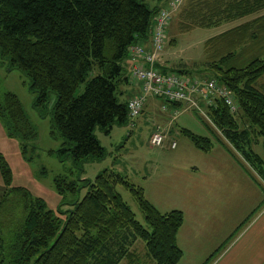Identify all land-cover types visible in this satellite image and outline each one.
Segmentation results:
<instances>
[{
  "label": "trees",
  "instance_id": "16d2710c",
  "mask_svg": "<svg viewBox=\"0 0 264 264\" xmlns=\"http://www.w3.org/2000/svg\"><path fill=\"white\" fill-rule=\"evenodd\" d=\"M168 1L0 0V57L28 77L36 94L34 107L45 108L51 93L55 94L52 124L63 141L61 152L75 165L104 159L106 149L95 134L97 129L109 134L113 126L129 123L130 77L125 66L129 47L150 41L153 19ZM263 10L264 0H185L176 23L179 31L188 32ZM203 47L201 62L159 65L160 71L190 78L193 72L200 73L194 78L216 80L233 93L239 108L236 114L218 98L203 105L208 123L192 112L211 132L214 126L220 140L264 179V82H259L264 75V13L205 40ZM82 83V93L75 95ZM166 104L184 108L179 102ZM0 119L24 155L36 131L12 92L0 99ZM179 132L202 152L213 147L209 137L181 127ZM258 137L262 156L253 148ZM0 174L6 187L0 198V264H141L132 249L137 241L155 264H177L183 256L177 242L183 212H160L142 187L112 168L80 183L54 179L61 195L86 190L64 211L63 221L25 188L10 187L11 169L1 155ZM120 186L137 202L147 228L123 200ZM12 194L20 198L22 208L14 222L4 224L1 214Z\"/></svg>",
  "mask_w": 264,
  "mask_h": 264
},
{
  "label": "rangeland",
  "instance_id": "374dc122",
  "mask_svg": "<svg viewBox=\"0 0 264 264\" xmlns=\"http://www.w3.org/2000/svg\"><path fill=\"white\" fill-rule=\"evenodd\" d=\"M184 2L185 0L182 1L178 10L173 14L168 25L167 42L162 53L163 64L167 67L179 63L191 66L194 62H201L205 56L203 47L205 40L264 13L263 10L260 13L223 23L216 27H196L191 31L181 32L176 22L177 15ZM150 5H156V3L150 2ZM172 41L173 44H171ZM197 75H200V73L195 74L193 72V77H197ZM259 82H264V75ZM83 89L84 83L80 84L75 95H80ZM6 92H12L18 97L25 115L36 131L35 139L27 142V151L23 155L19 141L8 136L4 123L0 119V155L4 157L11 169L12 181L10 187L25 188L33 198L42 199L46 208L54 211L62 221L66 217L64 211L71 207L70 203L74 200H80L85 195L86 190L83 188L76 194L66 193L61 195L56 190L54 179L64 178L66 181L74 180L80 183L83 179L93 180L98 173L110 168L127 176L134 185L145 189L144 193L146 191L148 197L160 212L182 207L178 192L179 182L182 178L181 174L191 172L192 166L190 165L194 162V154L197 153L198 149L177 130L180 128L179 125L182 124L195 133L208 136L215 144H218L216 139L221 138L214 126L210 124L213 129L211 132L198 121L192 112H189L175 118L177 129L174 125L171 134L168 130L169 139L164 142L163 146L152 147L148 142V130L152 127L153 119L150 112L145 111L138 122L139 117L132 125H115L109 134L97 129L95 134L101 145L106 149L104 159L86 162L83 165H75L69 156L61 152L63 141L52 124L55 94L51 93L45 108L37 109L34 107L36 94L30 90L28 77L17 68L8 67L7 62L0 57V99ZM186 110L192 111L189 108H186ZM204 120L207 123L209 122L205 117ZM136 122L137 125H135ZM171 141H176V148H170ZM255 141L253 144L254 151L262 156V138L258 137ZM227 148V150L236 154L232 148ZM254 179L256 187L253 189V186H251L249 194L243 195V193H246L245 190L243 193L237 191L236 188L233 190L234 203L242 199L250 203L234 206L232 215L233 233L228 234L231 225L230 220L228 223L224 221L223 225L217 229L215 227L221 225V221H219V225H217L218 222L209 221L210 223H207V226L204 227L205 238L200 237L202 234L194 233L198 246L190 244L191 240L194 242L193 234L189 238V242H182L183 256L177 264H211L213 259L228 246L227 243L247 223L244 220L237 224L241 210L246 209L245 207L248 208L252 203L261 199L263 194L264 179L260 178L259 175H255ZM5 189L0 174V198ZM117 190L135 214L136 220L147 228L143 214L130 192L121 186ZM19 200L20 198L13 194L8 198V206L1 214V221L4 224L15 221V216L19 214L18 208H22V204H18ZM59 209L63 213H59ZM11 212L12 215L10 216ZM216 246L218 248L211 252ZM132 249L135 250L141 264H155L145 257V249L141 241H137ZM210 252L211 254H209ZM120 264H126V261Z\"/></svg>",
  "mask_w": 264,
  "mask_h": 264
},
{
  "label": "crops",
  "instance_id": "0c3cea01",
  "mask_svg": "<svg viewBox=\"0 0 264 264\" xmlns=\"http://www.w3.org/2000/svg\"><path fill=\"white\" fill-rule=\"evenodd\" d=\"M143 46L145 48H150V41H148V43L145 42ZM161 64L164 65L162 58ZM132 65L133 61L128 58L125 61V66L129 77L131 75ZM138 92V86L130 81L128 98ZM172 109L173 108L171 107H167V110H164L162 108V102L158 98L149 97L147 99L141 114L138 116L139 118L137 117V122L141 116H143L145 111L150 112L153 124L148 130V141L151 133L158 126L168 128L170 131L169 134H171L174 125L177 129V122L173 119L170 113ZM189 112L192 111L186 109L181 110L178 116ZM137 122L135 125H137ZM179 126L192 131L182 124ZM177 130L179 131V129ZM202 136L208 137L206 135ZM216 140L218 144H215L212 141L213 147L210 151L202 152L197 150V153L194 154V162L190 165L192 166L191 172L182 173V178L179 182L178 192L181 198L182 207L169 210L178 209L184 214L183 225L177 235V242L181 249L182 242H189V238L192 234L194 236V233L202 234L200 237L205 238L204 227L207 226V223H210L209 221L218 222L217 225H219V221H221L222 224L215 227V229H217L223 225L224 221L228 223L230 220L229 223L231 225L228 234H232V231L234 230V226L232 225L234 206L250 204L243 199L234 203V188L241 193L245 190L246 193H243V195H247L251 191V186H253V189L256 187L253 178L256 174L249 165L239 154H234L230 150H227V147H230L229 144L225 141L222 142L220 139ZM176 147L177 143L175 148ZM145 195L154 205L146 191ZM245 208L246 209L243 208L241 210L237 224H240L244 220H246L247 223L244 224V227L240 232L227 243L228 246H226L215 259H213L211 264H264V191L261 195V199H258L248 208ZM195 240L196 238L194 236V242L191 240L190 244L198 246V243ZM217 246L211 252H214L218 248ZM211 252L209 254H211Z\"/></svg>",
  "mask_w": 264,
  "mask_h": 264
},
{
  "label": "built area",
  "instance_id": "2783aa9c",
  "mask_svg": "<svg viewBox=\"0 0 264 264\" xmlns=\"http://www.w3.org/2000/svg\"><path fill=\"white\" fill-rule=\"evenodd\" d=\"M183 0H169L159 9L153 19L150 30V48L143 44L129 47V58L133 61L130 81L136 84L139 92L128 99L127 110L130 125L141 114L144 104L149 97L162 101V108L167 110V102H179L184 108L197 111L206 116L204 105H211L215 100L221 99L232 114L238 112V105L233 93L216 80H199L172 72L162 74V53L167 42V29L173 14ZM173 119L180 113L179 109L170 111ZM168 128L158 126L149 137L152 147H161L168 141ZM176 142H170V148H175Z\"/></svg>",
  "mask_w": 264,
  "mask_h": 264
}]
</instances>
